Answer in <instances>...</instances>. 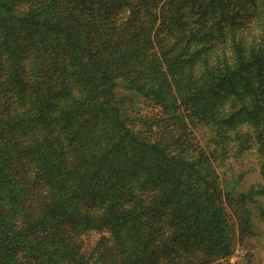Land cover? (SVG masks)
I'll return each instance as SVG.
<instances>
[{
	"label": "trees",
	"instance_id": "16d2710c",
	"mask_svg": "<svg viewBox=\"0 0 264 264\" xmlns=\"http://www.w3.org/2000/svg\"><path fill=\"white\" fill-rule=\"evenodd\" d=\"M0 8V264H78L105 248L124 264L229 255L224 238L194 232L227 219L214 155L248 151L256 138L264 152V0H3ZM136 38L164 77L157 90L121 75ZM180 82L183 99L211 95L200 121L211 127L209 152L177 156L169 178L178 185L167 189L162 170L138 156L167 147L139 140L127 103L150 98L178 113L169 86ZM192 180L203 186L198 196L180 188ZM103 231L111 237L82 249L81 237Z\"/></svg>",
	"mask_w": 264,
	"mask_h": 264
},
{
	"label": "rangeland",
	"instance_id": "374dc122",
	"mask_svg": "<svg viewBox=\"0 0 264 264\" xmlns=\"http://www.w3.org/2000/svg\"><path fill=\"white\" fill-rule=\"evenodd\" d=\"M2 2L3 0H0V6ZM148 23L146 22L147 25H149ZM150 32L151 29H148L142 36L150 34ZM125 46L127 47V57L121 59L118 64V67L121 68V75L125 79H130V82H133L135 86L143 85L144 90L145 86L147 88L152 87L149 89L150 92L157 90L164 77L158 79L160 73L157 63L151 61L150 58L143 59L141 57L144 47L147 46L145 39L129 40ZM161 71L163 72V67H161ZM178 84L179 86L170 84L169 87L173 88V97L176 106H178L179 114L174 113L171 108H162L150 98H137L127 101L129 118L133 122L132 126L135 131L142 134L139 140L148 145L155 142L154 144L159 148L167 147L159 156L152 153L147 155L143 151L138 152V156H146L148 164L153 167L152 170L159 168L162 170L163 185L167 189H174L178 185L176 181H171L169 178V176L178 174L174 170V163H172L177 156L191 162L190 158L193 154L195 156L201 149L209 152L205 144L209 137L208 130L211 127L200 125L204 124L200 121L202 120L201 114L209 105L206 103L211 95L202 96L196 93L188 99H183L180 89L183 82ZM205 97L206 99H204ZM208 120L209 118H206L204 122L208 123ZM241 129L244 130L245 128ZM176 140L180 141V145H173ZM255 141V146L246 149L248 151L239 154L235 153L237 151L234 153L221 151L216 156L214 155V159H211L212 167L222 188V202L227 219L224 224L221 222L220 226L218 224L213 227L209 233L210 227L203 222L195 227L194 233L198 240L207 234L212 235L217 241H220V237L224 238L228 242L227 252L229 255H225L224 259L218 258L216 260L215 258V261L214 259L210 261L207 258V264H264V152L261 143L257 142L259 140L256 138ZM224 146L228 150L235 148L230 137L224 141ZM209 148L214 150V144H210ZM133 155L135 156L134 152H132ZM166 159L170 161L167 162ZM165 162L170 165L165 166ZM202 173L206 176L210 171L207 169ZM196 184V181L192 180L188 186L183 183L180 188L182 190L189 187L197 188L195 194L198 196L200 190H203V186L198 187ZM164 200L167 202L168 198H164ZM204 204L208 203L205 202ZM191 225L192 223L189 224L190 229L192 228ZM199 231L205 233L199 234ZM112 233V236L117 235V233H123V230L118 229ZM110 237L111 235L107 231L89 233L80 238V241L83 242L82 249L89 250L97 240L101 241L102 238ZM118 246L119 244L116 247ZM101 252V254L98 252L90 254L87 259L78 264H124L119 261L120 253L116 248L114 251L105 248ZM60 264H64V262L62 261Z\"/></svg>",
	"mask_w": 264,
	"mask_h": 264
}]
</instances>
